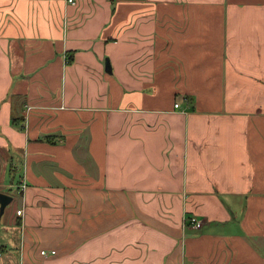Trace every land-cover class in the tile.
<instances>
[{
  "label": "crops",
  "instance_id": "obj_1",
  "mask_svg": "<svg viewBox=\"0 0 264 264\" xmlns=\"http://www.w3.org/2000/svg\"><path fill=\"white\" fill-rule=\"evenodd\" d=\"M1 193L0 264H264V0H0Z\"/></svg>",
  "mask_w": 264,
  "mask_h": 264
},
{
  "label": "built area",
  "instance_id": "obj_2",
  "mask_svg": "<svg viewBox=\"0 0 264 264\" xmlns=\"http://www.w3.org/2000/svg\"><path fill=\"white\" fill-rule=\"evenodd\" d=\"M66 1V3L68 4V5H71V6H74L75 4H76V0H65ZM179 106V103L178 102H176L175 104H174V107L175 108H177ZM26 187H27V185H26V183L22 180V181H19L18 183H17V185H15L14 186V188L17 190V192H19V193H23L24 192V190L26 189ZM23 214V209H20V210H17L16 211V215L18 216V217H20L21 215ZM188 221L190 222V224L194 227V228H196V229H199V228H201V222L200 221H198V220H196L195 218H189L188 219ZM55 254V252L54 251H50V252H47V251H41L40 252V255L42 256V257H47L48 255H54Z\"/></svg>",
  "mask_w": 264,
  "mask_h": 264
},
{
  "label": "rangeland",
  "instance_id": "obj_3",
  "mask_svg": "<svg viewBox=\"0 0 264 264\" xmlns=\"http://www.w3.org/2000/svg\"><path fill=\"white\" fill-rule=\"evenodd\" d=\"M11 169H13V167H10V170ZM6 179H7L6 180L7 182L10 181L8 175L6 176ZM7 192H11V191H9V189H8ZM12 200H13L12 204L9 207L7 205L8 208H6V210H5V213H6L5 215L11 214L12 212H14L15 208L18 206V195L16 193L15 194L14 193L12 194ZM5 226H6V224L4 223V221L3 222H0V229L5 230ZM1 232H3V231H1ZM1 248H2V245H1V242H0V249Z\"/></svg>",
  "mask_w": 264,
  "mask_h": 264
},
{
  "label": "water",
  "instance_id": "obj_4",
  "mask_svg": "<svg viewBox=\"0 0 264 264\" xmlns=\"http://www.w3.org/2000/svg\"><path fill=\"white\" fill-rule=\"evenodd\" d=\"M12 198L7 194H0V215L3 213L4 208L11 202Z\"/></svg>",
  "mask_w": 264,
  "mask_h": 264
}]
</instances>
